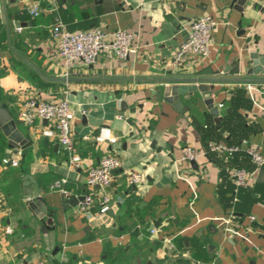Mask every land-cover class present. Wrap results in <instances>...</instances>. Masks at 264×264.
Returning a JSON list of instances; mask_svg holds the SVG:
<instances>
[{
  "label": "crops",
  "instance_id": "crops-1",
  "mask_svg": "<svg viewBox=\"0 0 264 264\" xmlns=\"http://www.w3.org/2000/svg\"><path fill=\"white\" fill-rule=\"evenodd\" d=\"M23 1L8 6L6 0L8 31L0 12V90L16 120L20 99L30 93L67 97L82 162L70 166L59 143L42 135L45 123L19 120L26 142L17 153L2 137L7 146L0 147V264L36 259L44 264H264V175H259L264 164L246 186L232 176L238 167L254 170L249 146L264 158V83H222L207 92L218 107L216 122L199 92L189 98L180 94L175 106L159 94L154 80L264 77V1L30 0L40 6L37 16L20 12ZM208 14L217 22L209 54L189 55L179 67L168 65L187 22ZM56 17L69 31L127 30L135 52L123 59L102 53L95 64L75 65L65 77L53 56L50 26ZM253 60L262 70L248 74ZM102 126L114 141L93 140ZM210 142L238 150L212 152ZM186 146L200 154L197 169L181 160ZM107 154L120 159L107 190L111 204L99 216L94 203L88 219L78 213L89 191L87 168ZM131 171L141 173L140 184L126 183ZM24 174L46 201L44 219L27 205ZM60 178L67 179L71 196L51 188ZM154 227L159 232L151 236Z\"/></svg>",
  "mask_w": 264,
  "mask_h": 264
},
{
  "label": "built area",
  "instance_id": "built-area-1",
  "mask_svg": "<svg viewBox=\"0 0 264 264\" xmlns=\"http://www.w3.org/2000/svg\"><path fill=\"white\" fill-rule=\"evenodd\" d=\"M40 11V6L36 1L24 0L20 6V12L29 13L31 16L39 15ZM216 25V20L209 14L189 20L187 22L186 36L168 65L179 67L189 55L207 56L210 52L212 31ZM50 33L54 43L53 56L62 65L65 77L68 74L67 70L75 65L80 63L95 64L102 53L123 59L135 52L133 34L124 29H117L109 34L97 27L89 30L69 31L59 17H56L50 26ZM17 117L26 125H32L35 122L45 123L42 135L55 139L59 143L67 156L70 166L80 165L82 159L76 152L72 128L74 114L67 97L44 98L38 93H30L20 99ZM93 140L95 142L114 141L115 137H111L109 128L102 126L93 136ZM208 149L212 152L232 155L237 152L238 147L227 146L220 142H210ZM246 152L252 158L255 168L251 171L242 167L232 170V176L239 186L248 185L264 164V158L254 147L249 146ZM199 155L195 149L186 146L182 150L181 160L187 162L196 161ZM11 163L16 165L17 160L12 159ZM119 166V157L107 154L101 157L95 166L87 168L85 185L89 191L79 201L78 213L88 219H93L91 208L94 203L99 206V216L106 212L111 204V198L107 190L112 185L115 170ZM141 180L142 175L139 172L131 171L126 175V183L128 185H138ZM66 182V178H60L51 185V188H56L63 195L69 197L71 196V191L64 187ZM95 188H98V191H95ZM5 232H11V228L6 227ZM157 232L159 230L155 227L150 229L151 236L157 234ZM164 243L168 249L173 247V244L167 238L164 239ZM30 264H44V261L36 259Z\"/></svg>",
  "mask_w": 264,
  "mask_h": 264
},
{
  "label": "water",
  "instance_id": "water-1",
  "mask_svg": "<svg viewBox=\"0 0 264 264\" xmlns=\"http://www.w3.org/2000/svg\"><path fill=\"white\" fill-rule=\"evenodd\" d=\"M9 5L13 3L16 5L18 0H8ZM58 3L60 0H56ZM62 1V0H61ZM264 1V0H262ZM238 4H245L246 0H236ZM0 12L3 17L4 25L8 31V15L6 0H0ZM251 67L247 69L248 74L257 73L261 71L262 67L256 66V60L251 62ZM238 72V69H235ZM160 84L159 94L167 101H174L175 106L179 105L178 96L180 94H188V98L192 96L194 92H199L203 103L206 105L209 113L218 122L220 119L218 107L214 105L213 98L205 96L207 92H214L219 89V84L222 83H264V77H225V76H168L159 77L154 79ZM176 103H179L176 105ZM21 122L16 120L10 112L6 103H4L0 97V132L7 140L9 149H12L14 153L18 152V149L22 147L26 139L18 128ZM9 156V155H8ZM193 167L197 169L195 161H191ZM259 175H264V169H260ZM33 179L29 174L22 176V191L27 198V205L29 209L35 211L39 218L44 219L47 213V206L45 199L39 194L37 187L33 186ZM83 197H81L82 199ZM51 218L47 219V223H51Z\"/></svg>",
  "mask_w": 264,
  "mask_h": 264
},
{
  "label": "trees",
  "instance_id": "trees-1",
  "mask_svg": "<svg viewBox=\"0 0 264 264\" xmlns=\"http://www.w3.org/2000/svg\"><path fill=\"white\" fill-rule=\"evenodd\" d=\"M0 97H1V99H2V101L4 102V103H6L7 104V106H8V108H9V110H10V112L12 113V115H13V117L15 118V115H14V113H13V111L11 110V108L9 107V105H8V102H7V100L5 99V96L2 94V92H1V90H0ZM0 147H6L7 145H6V140H4V138H2V137H4V136H2V133L0 132Z\"/></svg>",
  "mask_w": 264,
  "mask_h": 264
}]
</instances>
